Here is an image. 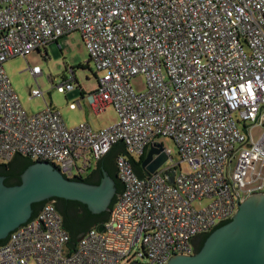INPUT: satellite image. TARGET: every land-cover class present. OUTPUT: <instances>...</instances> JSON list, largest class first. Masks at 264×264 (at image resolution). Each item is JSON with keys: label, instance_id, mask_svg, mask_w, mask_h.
Instances as JSON below:
<instances>
[{"label": "built area", "instance_id": "built-area-1", "mask_svg": "<svg viewBox=\"0 0 264 264\" xmlns=\"http://www.w3.org/2000/svg\"><path fill=\"white\" fill-rule=\"evenodd\" d=\"M73 31L96 68L89 105H110L117 115L99 130L65 126L47 103L26 114L3 67ZM30 71L35 80L42 73L38 65ZM138 74L144 92L130 86ZM72 80L57 90L73 89ZM162 136L174 141L180 161L169 163L172 151L163 148L165 162L136 179L118 156L124 189L107 220L73 248L62 216L45 202L0 243V264H165L192 253L196 234L233 215L242 192H264V0H0V162L21 154L72 178L89 166L86 153L97 160L120 141L140 156ZM181 161L189 170L177 173Z\"/></svg>", "mask_w": 264, "mask_h": 264}, {"label": "water", "instance_id": "water-1", "mask_svg": "<svg viewBox=\"0 0 264 264\" xmlns=\"http://www.w3.org/2000/svg\"><path fill=\"white\" fill-rule=\"evenodd\" d=\"M166 159L162 144L150 145L141 166L150 174ZM129 164L136 179H142L134 172L130 161ZM170 173L165 175L172 183L174 170ZM115 191L114 179L105 171L100 182L92 184L68 178L51 162L43 160L28 165L20 175L19 184L6 185L0 175V240L7 239L10 232L38 214L40 209L30 218L32 203L59 197L84 203L91 212L100 213L108 210ZM236 204L235 212L229 217L231 220L212 231L199 251L175 254L165 264H264V192L251 193L242 201L236 197ZM98 229L102 230V226ZM77 241L70 239L68 246L73 248ZM190 244L193 246L192 239Z\"/></svg>", "mask_w": 264, "mask_h": 264}, {"label": "rangeland", "instance_id": "rangeland-1", "mask_svg": "<svg viewBox=\"0 0 264 264\" xmlns=\"http://www.w3.org/2000/svg\"><path fill=\"white\" fill-rule=\"evenodd\" d=\"M33 65H38L42 70L36 80L30 71ZM3 67L20 105L28 115L40 112L47 103L58 107L64 118L63 109L68 107L67 101L64 94L56 88L62 79L73 77L72 83L76 86V90H79V85L88 88L96 82V68L89 60L84 42L77 31L61 36L56 42L48 43L40 51L30 52L26 58L22 56L9 58L4 62ZM130 86L136 92H144L146 90L145 77L142 74L135 75L130 79ZM38 87L44 92L43 97H30V90ZM112 116L115 117L114 113ZM237 126L243 131L242 122H237ZM253 132L257 136L258 129H254ZM155 141L162 144L163 148H169L172 151V160H168L169 163L180 161L177 147L171 138L162 136L157 137ZM235 148L237 149L238 146ZM237 154L238 151L232 155L229 170L233 169ZM133 157L138 158L137 155ZM78 164L80 165V162ZM188 170L187 162L181 161L180 167H177V173ZM248 195H250L248 192L241 193L242 199ZM207 203L208 200L204 199L201 204L195 203V206ZM65 252H69L67 246H65Z\"/></svg>", "mask_w": 264, "mask_h": 264}, {"label": "trees", "instance_id": "trees-1", "mask_svg": "<svg viewBox=\"0 0 264 264\" xmlns=\"http://www.w3.org/2000/svg\"><path fill=\"white\" fill-rule=\"evenodd\" d=\"M147 149L148 148H146L145 151L140 156H138V158H135L133 157V155L128 154L123 143L116 142L102 157L98 159V161L96 162V166L92 168L91 172L87 174L84 178L77 176L72 177V179H78L92 184H98L100 182L103 175V171H105L110 177H112L115 182L116 191L111 200L108 210L102 211L100 213H93L88 209V207L84 203L78 202L76 200L54 197L40 202L32 203L33 211L30 218L38 212L43 203L52 201L62 216L63 227L68 232L70 239L74 242L77 241L79 237L88 229L97 225H102L105 222L111 207L115 203L118 195L122 190V184L117 175V157L120 155L127 157L128 160L131 162L134 172L139 177H143L145 175V170L142 168L141 162L147 153ZM36 161L37 160L30 159L28 156L16 154L8 162H0V175L4 177V183L6 185L19 184L21 173L28 165ZM230 220L231 218L220 222L215 228H213L209 232L199 233L195 235L192 238V253H196L201 249L204 241L212 231L228 223ZM5 239L6 238L1 239L0 243L4 242Z\"/></svg>", "mask_w": 264, "mask_h": 264}, {"label": "crops", "instance_id": "crops-1", "mask_svg": "<svg viewBox=\"0 0 264 264\" xmlns=\"http://www.w3.org/2000/svg\"><path fill=\"white\" fill-rule=\"evenodd\" d=\"M96 85L97 82H95V84L92 87H88V88L77 85L79 87V90H76V86H75L71 90L62 92L67 101V106H68L63 109V114L65 115L64 118L62 117L60 109L58 107L49 104L51 107H53L54 109L60 112V115L62 117L65 126L71 128L76 126L80 122H85L92 129L99 130L108 127L117 121V115L112 106L108 105L102 111H94L89 105L86 98V94L93 91L96 88ZM72 102H78V105L75 108H70L69 104H71ZM112 113H114L115 117L112 116ZM85 157L89 158V163H90L89 165H91V167L94 168L96 166V162L98 161V159L97 160L93 159L90 153H86Z\"/></svg>", "mask_w": 264, "mask_h": 264}, {"label": "flooded vegetation", "instance_id": "flooded-vegetation-1", "mask_svg": "<svg viewBox=\"0 0 264 264\" xmlns=\"http://www.w3.org/2000/svg\"><path fill=\"white\" fill-rule=\"evenodd\" d=\"M92 168L93 167H91V165L86 166L85 168L82 169V171L77 172L74 176L84 178L87 174L91 172Z\"/></svg>", "mask_w": 264, "mask_h": 264}]
</instances>
